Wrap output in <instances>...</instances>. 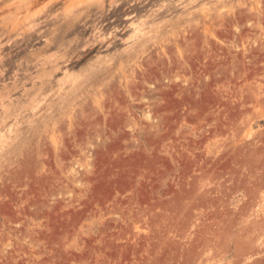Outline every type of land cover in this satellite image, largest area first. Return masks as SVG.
Returning a JSON list of instances; mask_svg holds the SVG:
<instances>
[{"label":"rangeland","instance_id":"rangeland-1","mask_svg":"<svg viewBox=\"0 0 264 264\" xmlns=\"http://www.w3.org/2000/svg\"><path fill=\"white\" fill-rule=\"evenodd\" d=\"M0 264H264V0H0Z\"/></svg>","mask_w":264,"mask_h":264},{"label":"bare ground","instance_id":"bare-ground-1","mask_svg":"<svg viewBox=\"0 0 264 264\" xmlns=\"http://www.w3.org/2000/svg\"><path fill=\"white\" fill-rule=\"evenodd\" d=\"M76 3V2H75ZM43 6V5H42ZM33 7V6H32ZM39 9V8H38ZM40 10V9H39ZM38 11V10H37Z\"/></svg>","mask_w":264,"mask_h":264}]
</instances>
